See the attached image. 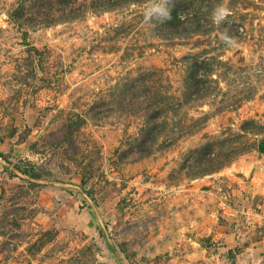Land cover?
<instances>
[{"label": "rangeland", "instance_id": "374dc122", "mask_svg": "<svg viewBox=\"0 0 264 264\" xmlns=\"http://www.w3.org/2000/svg\"><path fill=\"white\" fill-rule=\"evenodd\" d=\"M144 4L0 0V264L235 259L223 212L264 142V0H173L177 28ZM74 175L78 210L49 207Z\"/></svg>", "mask_w": 264, "mask_h": 264}, {"label": "crops", "instance_id": "0c3cea01", "mask_svg": "<svg viewBox=\"0 0 264 264\" xmlns=\"http://www.w3.org/2000/svg\"><path fill=\"white\" fill-rule=\"evenodd\" d=\"M250 154L255 156L250 164L247 163L249 164L247 177L253 183H249L252 188L246 195H239V193L236 195V202L239 204L237 209L227 206L226 212H223L224 219L228 221V228H222L223 234L221 235L227 245L226 250L233 254L235 253L234 248L238 249L235 259L227 260L229 264H264V155L259 156L256 150ZM258 157L262 159L259 160ZM207 180L210 181V178ZM81 181V175H74L63 184L54 183L55 190L52 189L49 194L52 199L49 200L48 206L52 207L54 203L52 196H56L57 200L62 201V204L70 210H78V202L82 197L86 198L80 190L83 187H81ZM246 185L244 184L242 188L249 190L250 188ZM232 189L231 185V192L234 191ZM68 214L66 210V215L62 214V217H67ZM83 214L84 211L81 216ZM64 220L63 223L67 224L68 219ZM240 222L242 224L240 230H238V225L233 226L234 230L231 229L232 224Z\"/></svg>", "mask_w": 264, "mask_h": 264}, {"label": "clouds", "instance_id": "9594fccd", "mask_svg": "<svg viewBox=\"0 0 264 264\" xmlns=\"http://www.w3.org/2000/svg\"><path fill=\"white\" fill-rule=\"evenodd\" d=\"M173 0H145L143 7V23L148 26H153L155 24H163L165 21L171 19V8ZM204 11H207V6L203 8ZM231 15V10L225 6V4L220 3L214 5L212 8L210 18L214 25L220 27L225 22H228V17ZM186 18V14H181L180 19L183 20ZM220 41L230 48L239 47L240 44L237 38L229 34V29L224 28L220 32Z\"/></svg>", "mask_w": 264, "mask_h": 264}, {"label": "trees", "instance_id": "16d2710c", "mask_svg": "<svg viewBox=\"0 0 264 264\" xmlns=\"http://www.w3.org/2000/svg\"><path fill=\"white\" fill-rule=\"evenodd\" d=\"M167 23L171 24L174 28H177L181 23L180 20L177 16V9H172L171 11V19L167 20ZM258 153L263 154L264 153V142L259 143L258 145V149H257ZM81 186H84V181H81Z\"/></svg>", "mask_w": 264, "mask_h": 264}]
</instances>
